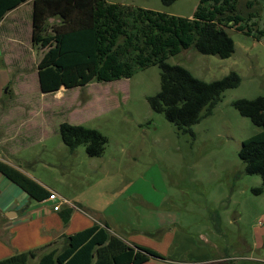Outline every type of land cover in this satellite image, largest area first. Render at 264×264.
Segmentation results:
<instances>
[{"label": "rangeland", "instance_id": "obj_1", "mask_svg": "<svg viewBox=\"0 0 264 264\" xmlns=\"http://www.w3.org/2000/svg\"><path fill=\"white\" fill-rule=\"evenodd\" d=\"M30 1L21 3L24 22L16 33L9 93L15 98L3 96L8 102L2 112L8 113L11 104L26 116L34 111L33 126L20 119L13 134L19 135L14 143L20 154L33 156L37 176L84 206L93 222H106L121 239L134 237L140 244L158 248L163 258L173 255L161 245L163 234L177 231L194 237L220 259L214 264H264V181L247 174L239 157L242 142L263 129L233 106L239 99L264 97V0H231L229 6L213 10L215 1L207 0H177L168 7L162 0H107L184 18L211 20L223 8V13H231L224 20L217 18L235 44L230 58L203 55L191 47L167 60L207 83L231 72L241 78L239 87L223 94L212 116L192 127L195 137L181 133L163 113L151 109L147 98L160 91L158 66L137 70L128 79L43 94L38 65L45 50L32 43ZM65 122L96 129L107 137L103 156H88L84 146L71 152L59 132ZM6 128L4 124L0 129V141L9 137ZM26 133L34 136L29 144L32 152L24 149ZM258 189L261 193L255 192ZM56 248L62 246L47 251Z\"/></svg>", "mask_w": 264, "mask_h": 264}, {"label": "trees", "instance_id": "obj_2", "mask_svg": "<svg viewBox=\"0 0 264 264\" xmlns=\"http://www.w3.org/2000/svg\"><path fill=\"white\" fill-rule=\"evenodd\" d=\"M25 1L0 0V21L6 10L15 9L14 6ZM176 1L162 0V4L168 7ZM207 1H215L212 10L231 3V0ZM221 10L217 15L215 11L213 19L206 20L113 4L107 0H33L32 43L45 50L38 65L40 90L43 94H53L63 87L84 88L94 82H114L131 78L137 70L158 66L161 69L160 91L147 98L151 109L163 113L181 133L195 137L192 127L212 116L223 94L239 87L241 78L231 72L207 83L167 60L191 47L203 55L230 58L235 44L219 21L231 13H223L224 8ZM51 20L57 22L51 24ZM233 106L263 129L242 142L239 157L246 165L247 174L259 175L264 181V97L239 99ZM59 132L71 152L84 146L90 157L103 156L108 144L107 137L100 131L82 125L65 122L60 125ZM0 173L37 200L49 198L51 194L2 161ZM261 191L255 190L256 193ZM72 213L73 208L62 212L65 223L70 221ZM58 244L15 255L0 264H31L33 261H37L36 264H145L151 258L163 259L152 249L128 244L112 234L106 224H95L63 237L62 249L47 251ZM238 264L257 263L243 261Z\"/></svg>", "mask_w": 264, "mask_h": 264}, {"label": "crops", "instance_id": "obj_3", "mask_svg": "<svg viewBox=\"0 0 264 264\" xmlns=\"http://www.w3.org/2000/svg\"><path fill=\"white\" fill-rule=\"evenodd\" d=\"M30 2L33 4V1ZM21 7L20 5L19 8L6 10L4 18L0 21V102L3 104L0 107V129L4 127V124L8 126L6 135L9 136L0 141V161L16 168L49 193H55L66 199L74 207H72L73 213L70 221L65 223L62 218V212L67 208H71V206L63 205L61 211L55 212L53 204L48 198L37 200L31 197L21 187L0 173V261L18 254L40 250L55 242L61 245L63 237L87 230L95 224H106L109 226L106 222H93L87 217V209L84 206L76 203L66 194H61L60 191L52 188V185L46 180L37 176L36 162H32L34 161L33 156L21 155V149L14 143V141H19L17 138L19 135L13 134V130L17 129V121L20 119L27 120L23 124L31 127L35 121L33 110L26 116L24 113L19 112V106L13 107V104H11L8 113L2 112L5 102H8V99L3 96L7 95L10 100L15 98L9 93H11L13 81L12 62H14V51L16 52L18 47L16 33H19L21 23L24 22V19L20 17ZM6 88L7 93L5 94ZM30 136H32L31 133H26L24 142L27 141L28 144H24V149L32 152L34 150L29 148L31 147L29 144L34 143V136ZM10 141L12 142L10 143ZM110 232L113 234L111 228ZM164 234V241L161 245L162 247L165 245L173 251L172 258L164 256L163 259H151L158 260L162 264H210L220 260L212 257L205 247L196 243L192 236H187L177 231ZM124 241L131 245L151 247L148 243H138L134 237ZM149 249H152V247ZM152 250L163 255L158 248H153ZM183 256H187L186 260H181ZM150 260L145 264H150Z\"/></svg>", "mask_w": 264, "mask_h": 264}, {"label": "built area", "instance_id": "obj_4", "mask_svg": "<svg viewBox=\"0 0 264 264\" xmlns=\"http://www.w3.org/2000/svg\"><path fill=\"white\" fill-rule=\"evenodd\" d=\"M48 200L53 204V210L55 212L61 211L63 205H69V206H71V208L74 207V205L72 203H70L66 199L58 196L55 193H51Z\"/></svg>", "mask_w": 264, "mask_h": 264}, {"label": "water", "instance_id": "obj_5", "mask_svg": "<svg viewBox=\"0 0 264 264\" xmlns=\"http://www.w3.org/2000/svg\"><path fill=\"white\" fill-rule=\"evenodd\" d=\"M65 89H67L66 87H64Z\"/></svg>", "mask_w": 264, "mask_h": 264}]
</instances>
